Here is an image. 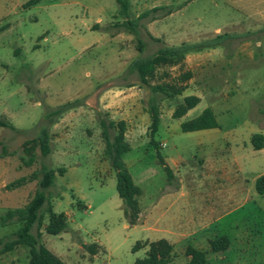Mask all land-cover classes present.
Here are the masks:
<instances>
[{
	"label": "rangeland",
	"instance_id": "obj_1",
	"mask_svg": "<svg viewBox=\"0 0 264 264\" xmlns=\"http://www.w3.org/2000/svg\"><path fill=\"white\" fill-rule=\"evenodd\" d=\"M30 1L0 0V116L20 131L0 129V160L7 170L0 176V240L21 227L3 225L2 218L25 208L38 185L6 187L47 166L57 176L48 200L55 213L66 214L69 228L47 234L46 216L42 243L65 264H135L148 250L134 253L138 242L171 239L170 216L193 221L190 227L198 231L178 242L171 264L186 263L188 245L207 251L209 264H264V195L256 190L264 175V149L256 151L251 143L253 135H264V0H130L134 18L154 8L170 9L141 21L143 52L136 36L116 28L124 21L116 0H43L27 7ZM208 41L218 45L158 68L148 84L131 70L136 59L162 47ZM188 72L192 78L183 82ZM157 85L187 89L171 98L154 92ZM192 95L201 99L198 106L174 118ZM77 101L80 105L55 124L44 121L48 111ZM151 106L160 112L155 144L149 135ZM207 108L219 128L182 132V123ZM121 121L131 148L123 161L142 190L135 226L125 217L106 154L104 130L113 139L117 131L109 124ZM44 125L52 153L44 158L35 147V163L26 167L25 148L33 147ZM158 153L171 168L172 181ZM180 179L184 197L174 191ZM166 195L156 226L149 209ZM224 235L232 245L213 253L210 241ZM85 245H95L98 253L92 256ZM29 257L30 249L19 246L1 255L0 264H29Z\"/></svg>",
	"mask_w": 264,
	"mask_h": 264
},
{
	"label": "trees",
	"instance_id": "obj_2",
	"mask_svg": "<svg viewBox=\"0 0 264 264\" xmlns=\"http://www.w3.org/2000/svg\"><path fill=\"white\" fill-rule=\"evenodd\" d=\"M42 1L43 0H31L27 4V7L35 6ZM116 2L119 7L118 16L124 20L122 23L117 24L116 28L124 29L126 32L136 36L138 38L139 50L140 52H143L146 44L139 38L140 30L144 29L141 21L148 19L153 14L162 10H168V12H170V9L167 7L154 8L146 11L138 18H134L131 11L130 0H116ZM151 38L153 39V37ZM154 40L160 42L158 39ZM216 45H218L217 41H208L197 45L183 44L178 47H162L152 56L136 59L131 65V70L138 73L140 81L143 84H148L149 80L155 76L158 68L166 65H177L185 59V56L189 52L199 51L201 48H210ZM191 78L192 74L190 72L182 75L183 82H187ZM186 89L187 86L157 85L153 88V91L173 98L181 96ZM200 101L201 99L194 95L185 97L183 104L176 109L174 118L179 119L184 117L190 110L197 107ZM79 105V101L70 102L54 110L48 111L45 114L44 121L48 122L49 125H53L62 117V115ZM149 113L152 120L149 135L151 142L155 144V136L157 135L160 126V112L157 107L151 106ZM103 126L105 127V124H103ZM109 126L115 129L117 133L114 138L111 139L107 130H104L106 154L110 158L112 167L116 172L117 192L124 204L125 217L131 226H135L137 225L141 214L139 198L142 196V190L135 184L130 171L123 161V156L131 150L125 138L127 125L124 121H121L119 123L111 122ZM219 127L220 125L216 119V115L211 108L205 109L195 119L181 124V130L184 133L212 130ZM0 129L20 132L3 116H0ZM251 143L256 151L264 149V135H253ZM32 144L33 147L25 148L27 156L22 157L23 165L26 167H31L35 163L36 155L33 152L35 147H38L44 158L51 155V138L48 126H43L40 135L32 142ZM6 154L7 151L4 148V155ZM157 155L160 164L169 177V180L172 181L174 176L171 168L165 162L160 153ZM0 158H2V156H0ZM64 172V169H60V173L63 174ZM56 178L55 170L47 166H42L41 170L36 171L30 177H22L6 187L8 190H15L33 181H37L38 185L35 196L25 208L9 210L4 218H2L3 225L16 222L19 223L21 227L8 238L0 240V255L12 252L19 246H27L30 249L29 264H65L44 246L41 234V228L44 225L46 216H48V224L45 228L47 234L57 236L66 232L69 228L66 214L55 213L48 200L47 191L55 185ZM256 190L258 194L264 195V175L257 179ZM230 245V238L226 235L219 236L210 241V249L215 254L225 253L230 248ZM145 247H148L145 257L143 259H138L135 264H171L173 262L174 248L167 240L161 239L151 243L138 242L134 246L133 252H138ZM84 248L92 256H95L98 253L95 245H85ZM186 256L189 258V261L186 264H209L206 252L191 245L186 249Z\"/></svg>",
	"mask_w": 264,
	"mask_h": 264
},
{
	"label": "crops",
	"instance_id": "obj_3",
	"mask_svg": "<svg viewBox=\"0 0 264 264\" xmlns=\"http://www.w3.org/2000/svg\"><path fill=\"white\" fill-rule=\"evenodd\" d=\"M6 173H7L6 167H5L4 163L0 160V176L4 177V175ZM179 184H180L179 187L176 190H174V191L180 192V195L182 197H184V196H186V192L184 190V183H183L182 179H180ZM168 195H170V194H168ZM168 195L164 196L160 201L155 202V204L149 209V213L148 214H150V220L155 219L156 226L158 225V213L159 214L163 213L162 210L160 211V206L162 205V201L165 198H168ZM195 195L197 196L198 193H196ZM165 213L166 214L168 213L167 208H166V212ZM160 215H162V214H160ZM168 218H167L168 221L175 227L173 229H170L171 239L167 240V241L173 246L174 253H175L176 252V247H177V244H178L179 241H182L183 239L186 240V239H188L190 237L191 238L195 237L197 235L198 231H197V229L190 227V226L193 225V221H191L189 219L188 220H184V219L180 218L179 220H177V218L175 216H170ZM230 241H231V245H232V240L230 239ZM204 252H207V251H204ZM0 260H1V255H0ZM188 261H189V258L187 257L186 263Z\"/></svg>",
	"mask_w": 264,
	"mask_h": 264
}]
</instances>
